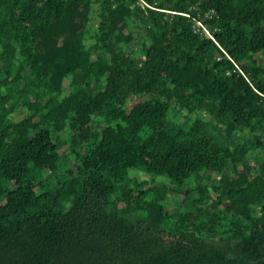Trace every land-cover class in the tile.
Segmentation results:
<instances>
[{"label":"trees","instance_id":"16d2710c","mask_svg":"<svg viewBox=\"0 0 264 264\" xmlns=\"http://www.w3.org/2000/svg\"><path fill=\"white\" fill-rule=\"evenodd\" d=\"M0 264H264V0H0Z\"/></svg>","mask_w":264,"mask_h":264},{"label":"rangeland","instance_id":"374dc122","mask_svg":"<svg viewBox=\"0 0 264 264\" xmlns=\"http://www.w3.org/2000/svg\"><path fill=\"white\" fill-rule=\"evenodd\" d=\"M93 16H94V14H93ZM93 27H94V22L91 25V28H93ZM134 49L137 52L138 48H137L136 45H134ZM137 100H138V97H131L128 100V104H134ZM22 115H23V113H19L18 115H14V118L15 119H19V118L22 117ZM104 126H105V124H103V123L98 125V127L100 129L103 128ZM64 149H65V147L61 148V151L64 150ZM130 175L132 177H136L139 181H144V180H147L148 181V180H150V177L152 176V174H150V173H147L146 174L144 172H137V171H131L130 172ZM155 178H156L157 181H164L165 180L164 179L165 177H162V176L161 177L158 176V177H155ZM177 198H178V200H180L182 198V196H178ZM173 208H174L173 201L172 200H168L167 209L168 210H171Z\"/></svg>","mask_w":264,"mask_h":264}]
</instances>
